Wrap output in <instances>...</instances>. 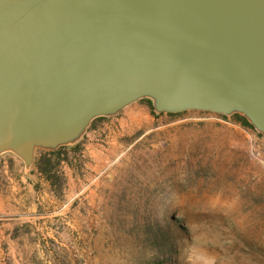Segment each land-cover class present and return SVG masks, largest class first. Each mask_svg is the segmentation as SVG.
<instances>
[{"label": "rangeland", "instance_id": "1", "mask_svg": "<svg viewBox=\"0 0 264 264\" xmlns=\"http://www.w3.org/2000/svg\"><path fill=\"white\" fill-rule=\"evenodd\" d=\"M153 112L28 170L1 155L0 264H264V140L240 115Z\"/></svg>", "mask_w": 264, "mask_h": 264}, {"label": "water", "instance_id": "2", "mask_svg": "<svg viewBox=\"0 0 264 264\" xmlns=\"http://www.w3.org/2000/svg\"><path fill=\"white\" fill-rule=\"evenodd\" d=\"M144 99L264 140V0H0V156L28 170Z\"/></svg>", "mask_w": 264, "mask_h": 264}, {"label": "trees", "instance_id": "3", "mask_svg": "<svg viewBox=\"0 0 264 264\" xmlns=\"http://www.w3.org/2000/svg\"><path fill=\"white\" fill-rule=\"evenodd\" d=\"M147 101V103H149L150 105H151V102L149 101V100H146ZM153 114H155L154 112H153ZM168 115H172V114H168ZM241 117V116H240ZM100 119H104V118H97V119H95V120H100ZM241 119H242V122H243V124L246 126V127H249V128H251V129H253L252 128V126L243 118V117H241ZM55 152H44V155H46V156H50L51 154H54ZM40 158H42V155L40 156ZM37 162L38 161H36V164H37ZM41 172H42V174L45 176V178H46V180H50L49 179V177L46 175L47 173L45 172V171H43V170H41Z\"/></svg>", "mask_w": 264, "mask_h": 264}]
</instances>
